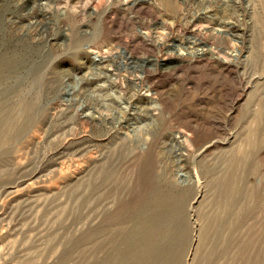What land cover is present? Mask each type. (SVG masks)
<instances>
[{
  "label": "rangeland",
  "instance_id": "1",
  "mask_svg": "<svg viewBox=\"0 0 264 264\" xmlns=\"http://www.w3.org/2000/svg\"><path fill=\"white\" fill-rule=\"evenodd\" d=\"M0 66V264H264V0H0Z\"/></svg>",
  "mask_w": 264,
  "mask_h": 264
},
{
  "label": "bare ground",
  "instance_id": "2",
  "mask_svg": "<svg viewBox=\"0 0 264 264\" xmlns=\"http://www.w3.org/2000/svg\"><path fill=\"white\" fill-rule=\"evenodd\" d=\"M200 50H201V49H200ZM6 56H7V54H6ZM93 56H95L96 59H98V60H97L98 63L102 62V56H101L99 53L93 52ZM11 59H12V58H11ZM15 59H16V58H15ZM9 60H10V59H9ZM5 61H7V60H5ZM6 63H7V62H6ZM8 63H9V62H8ZM8 63H7V64H8ZM1 64H2V63H1ZM7 64H6V65H7ZM9 65L11 66V64H9ZM13 65H14V64H13ZM13 65H12V66H13ZM3 66H4V65H3ZM7 66H8V65H7ZM12 66H11V67H12ZM11 67H10V68L7 67V68L11 69ZM0 68H2V66H0ZM3 68H5V67H3ZM4 70H5V69H4ZM7 71H8V70H7ZM3 72H5V71H3ZM1 74H2V73H1ZM1 74H0V77H1ZM3 74H4V73H3ZM2 76H3V75H2ZM4 76H5V75H4ZM1 78H2V77H1ZM4 103H5V102H4ZM4 103H3V104H4ZM8 105H9V104H8ZM27 106H28V105H27ZM25 107H26V106H24V108H25ZM24 108H22V109L24 110ZM0 112H2V111H0ZM25 112H26V111H25ZM25 112H24V114L27 113V112H26V113H25ZM24 116H25V115H24ZM24 116H23V117H24ZM261 117H263V116H261ZM28 120H29V116H27V118H26V123H25L24 121H23V122H24L25 124H27V123H28ZM258 120H259V119H258ZM262 120H264V119L262 118ZM256 121H257V120H256ZM257 122H258V121H257ZM255 123H256V122H255ZM261 123H262V122H261ZM262 124H264V123H262ZM262 124H260V125L264 127V125H262ZM27 125H28V124H27ZM14 126H15V124H13L12 122H10V127H14ZM21 126H22V125H21ZM255 126L257 127L258 125L256 124ZM260 128H261V127H260ZM171 147H172V145H171ZM252 150H253V149H252ZM252 150H249V153H251L250 155H253V157H254V154H256V153L253 152L254 150H253V151H252ZM250 151H252L254 154H252V152H250ZM246 153H247V152H246ZM249 153H248V154H249ZM248 154H247V156H248V158H249L250 155H248ZM243 156H245V153L243 154ZM247 156H246V157H247ZM226 157H227V156H224L225 159H226ZM229 157H230V156H229ZM229 157H227V158L229 159ZM234 157H235V156H234ZM240 158H241V157H240ZM235 159H236V158H235ZM235 159H234V160H235ZM238 159H239V158L237 157V159H236L237 162H238ZM231 160H233V159H231ZM234 160H233L232 162H235ZM240 160H241V159H240ZM254 160H255V158H254ZM244 161H246V160L244 159ZM247 161H248V160H247ZM255 161H256V160H255ZM223 162H226V161H223ZM237 162H235V163H236V166L238 165ZM239 162H240V161H239ZM242 162H243V160L240 162V164H241ZM223 164H224V163H223ZM240 164H239V165H240ZM250 164H252V163L250 162ZM226 165H227V164H226ZM239 165H238V166H239ZM252 165H253V164H252ZM256 165H257V164H256ZM231 166H232V165H231ZM253 166H254V165H253ZM228 167H229V165H228ZM232 167H233V166H232ZM255 167H256V166H255ZM255 167H254V168H255ZM213 168H214V167H213ZM220 168L223 169V167H220ZM225 168H226V166H225ZM216 169H217V168H216ZM227 169H228V168H227ZM224 170H225V169H224ZM214 172H216V171H214ZM220 172H221V171H220ZM236 172H237V171H236ZM241 172H242V171H241ZM196 173H197V172H196ZM238 173H239V172H238ZM222 174H223V173H222ZM227 174H228V173H227ZM239 174H240V173H239ZM224 175H226V174H224ZM224 175H223V176H224ZM234 175H235V174H234ZM237 176H238V175H237ZM241 176H242V173H241V175H240V178H242ZM219 177H220V176H219ZM220 179H221V178H220ZM230 179H232V178H230ZM233 179H234V178H233ZM213 180H214V179H213ZM214 181H215V180H214ZM217 181H219V180H217ZM223 181H224V180H223ZM238 181H239V180H238ZM240 181H241V180H240ZM220 182H222V181H220ZM220 182H218V183H220ZM229 182H230V181H229ZM234 182H235V181H234ZM211 183L213 184L214 182H211ZM216 183H217V182H216ZM216 183H215V184H216ZM218 183H217L216 185H219ZM231 183L233 184L232 181H231ZM238 183H239V182H238ZM242 183H243V182H242ZM242 183H240V185H241ZM212 184H211V185H212ZM221 184H222V183H221ZM225 184H226V185H224V186H227V183H225ZM234 184H235V185H234ZM234 184H233L234 186H237V185H238V184L236 185V183H234ZM233 185H231L232 188H234ZM212 186H213V185H212ZM252 186H253V185H252ZM219 187H220V185H219ZM219 187L217 188V186H216V188H217L216 191H218L220 188H222V187H220V188H219ZM228 187H229V185H228ZM250 187H251V186H250ZM253 187H254V186H253ZM214 188H215V187H214ZM232 188H231V190H232ZM251 188H252V187H251ZM223 189H224V188H223ZM248 190L250 191V189H248ZM253 190H255V189H253ZM257 190H258V189H257ZM226 191H227V190H225L224 192H226ZM233 191H236V190H233ZM218 192H219V191H218ZM220 192H221V190H220ZM222 192H223V191H222ZM244 193H245L244 195H247L246 192H244ZM217 194H218V193H217ZM222 194H223V193H222ZM244 195H243V196H244ZM223 196H224V195H223ZM223 196H221V197L223 198ZM226 197H227V196H226ZM253 197L255 198L256 196H253ZM160 198H162V197H160ZM163 198H164V197H163ZM163 198H162V199H163ZM224 198H225V196H224ZM227 198H228V197H227ZM229 198H230V196H229ZM231 198H232V197H231ZM231 198H230V199H231ZM233 198H234V197H233ZM238 198H239V197H238ZM241 198H242V197H241ZM241 198H240V199H241ZM245 198H246V196H244V199H245ZM247 198H248V196H247ZM247 198H246V199H247ZM254 198H253V199H254ZM218 199H220V198H218ZM218 199H217V200H218ZM236 199H237V198H236ZM244 199H242V200H244ZM169 200H170V199H169ZM226 200H227V199H226ZM226 200H225V201H226ZM234 200H235V199H234ZM248 200H249V199H248ZM163 201H164V200H163ZM166 201H167V200H166ZM225 201H224V202H225ZM235 201H236V200H235ZM237 201H238V200H237ZM237 201H236L234 204H237ZM155 202H156V201H155ZM158 202H159V201H158ZM168 202L170 203V201H168ZM224 202H223V203H224ZM229 202H232V201H229ZM239 202H241V200L238 201V203H239ZM242 202H244V201H242ZM245 202H246V201H245ZM248 202H249V201H247L246 203L248 204ZM160 203H161V202H160ZM169 203H168V204H169ZM226 203H227V202H225L224 205H225ZM252 203H253V202H252ZM157 204H158V203H157ZM157 204H156V207L158 206ZM164 204H165V203H164ZM166 204H167V203H166ZM166 204H165V205H166ZM168 204H167V206H168ZM217 204H218V203H217ZM228 204L230 205L231 203H228ZM232 204H233V203H232ZM232 204H231V206H232ZM250 204H251V203H250ZM219 205H220V204H219ZM221 205H223V204H221ZM221 205H220V206H221ZM224 205H223V206H224ZM239 205H240V203H239ZM239 205H237V206H239ZM242 205H244V204H242ZM153 206H154V205H153ZM153 206H152V207H153ZM169 206H170V204H169ZM217 206H218V205H217ZM235 207H236V206H235ZM243 207L245 208V206H243ZM249 207H250V205H249ZM252 207L255 208L254 206H252ZM162 208H163V207H162ZM217 208H218V207H217ZM237 208L239 209V207H237ZM155 209H156V208H155ZM233 209H234V208H233ZM240 209H241V206H240ZM218 210H219V209H218ZM220 210H221V209H220ZM234 210H235V209H234ZM243 210H244V209H243ZM154 211H155V210L153 209V212H154ZM158 211H159V209H158ZM161 211H162V210H160V212H161ZM213 211H214V210H213ZM225 211H226V210H225ZM237 211L239 212V210H237ZM240 211H241V210H240ZM153 212H152V213H153ZM238 212H237V213H238ZM219 213L222 214V212H219ZM228 213H229V212H228ZM230 213H231V212H230ZM232 213H233V212H232ZM235 213H236V211H235ZM153 214H154V213H153ZM217 214H218V213H217ZM179 215H182V213L179 214ZM222 215H223V214H222ZM233 215H234V214H233ZM233 215H231V216L229 215V216L232 217ZM213 216H214V214H213ZM225 216H226V215H225ZM242 216H243V214H242ZM162 217H163V216H162ZM182 217H184V216L182 215ZM182 217H181V218H182ZM204 217H206V216H204ZM204 217H203V218H204ZM226 217H228V216H226ZM234 217H235V216H234ZM240 217H241V216H240ZM203 218H202V221L204 222ZM206 218H207V217H206ZM220 218H221V217H220ZM223 218H224V217H223ZM228 218H229V217H228ZM237 218H238V217H237ZM182 219H183V218H182ZM229 219H230V218H229ZM231 219H233V218H231ZM158 220H159V219H158ZM234 220H235V219H234ZM161 221H163V220H161ZM206 221H207V220H206ZM213 221H214V220H213ZM213 221H212V223H213ZM228 221H229V222H233V221H230V220H228ZM182 222H184V220H183ZM226 222H227V221H226ZM237 222H238V221H236V223H237ZM214 223H215V222H214ZM214 223H213V224H214ZM182 224H183V223H182ZM208 224H210V222H209ZM219 224H220V222H219ZM183 225H184V224H183ZM185 225H186V223H185ZM185 225H184V226H185ZM203 225H204V224H203ZM216 225H218V224H216ZM160 226H161V225H160ZM201 226H202V225H201ZM218 226H220V225H218ZM227 226L229 227V225H227ZM199 227H200V225H199ZM208 227H209V226H208ZM211 227H213V226L211 225ZM222 227H223V226H222ZM224 227H226V226H224ZM234 228H235V227H234ZM210 229H211V228H210ZM212 229H213V228H212ZM215 229H217V228L215 227ZM219 229H220V228H219ZM222 229H223V228H222ZM229 229H230V227H229ZM236 229H237V228H236ZM181 230H183L182 227H181ZM184 230L187 231V229H185V228H184ZM200 230H201V229H200ZM202 230H203V229H202ZM217 230H218V229H217ZM217 230H216V231H217ZM219 231H220V230H219ZM219 231H218V232H219ZM183 232H185V231H183ZM200 232H201V231H200ZM202 232H203V231H202ZM202 232H201L200 234H202ZM213 232H214V231H213ZM213 232H212V233H213ZM228 232H229V231H228ZM228 232H227V234H228ZM230 232H231V231H230ZM205 233H207V232L205 231ZM216 233H217V232H216ZM136 234H137V233H136ZM149 234L152 235L151 233H149ZM153 234H154V233H153ZM200 234H199V235H200ZM214 234H215V232H214ZM218 234H219V233H218ZM218 234H217V235H218ZM241 234H242V233H241ZM134 235H135V234H134ZM134 235H133V236H134ZM184 235H185V234H184ZM220 235L223 236L222 234H220ZM244 235H245V234H244ZM214 236H216V234H215ZM136 237H137V236H136ZM141 237H142V235H141ZM141 237H140V238H141ZM150 237H151L150 239H152V236H150ZM200 237H201V238L204 237L203 234L200 235ZM205 237H206V235H205ZM205 237H204V238H205ZM207 237H208V235H207ZM241 237H242V236H241ZM241 237H240V238H241ZM148 238H149V237H148ZM148 238H147V240H148ZM153 238H154V236H153ZM209 238H210V236H209ZM212 238L215 239L214 237H212ZM212 238L210 239V241L212 240ZM216 238H217V237H216ZM231 238H232V237H231ZM134 239H135V237L133 238L132 242L134 241ZM219 239H220V238H219ZM198 240H199V241H198ZM201 240H202V239H201ZM205 240H207V239H205ZM208 240H209V239H208ZM238 240H239V239H238ZM135 241H137V239H136ZM135 241H134V242H135ZM197 241H198L199 243L201 242L199 238L197 239ZM217 241H218V239H217ZM217 241H216V242H217ZM219 241H220V240H219ZM227 241H228V240H227ZM236 241H237V240H236ZM165 242H166V241H165ZM203 242H204V239H203ZM216 242H214V245L217 246V244H218L219 242H218L217 244H216ZM135 243H136V242H135ZM139 243H140V242H138V244H139ZM199 243H197V244L199 245ZM204 243H205V242H204ZM207 243L209 244V242H207ZM207 243H206V244H207ZM210 243H212V241H211ZM132 244H134V243H132ZM136 244H137V243H136ZM200 244H201V243H200ZM219 244H220V243H219ZM219 244H218V246H219ZM166 245H167V244H166ZM166 245H165V246H166ZM192 245H193V244H192ZM209 245H210V244H209ZM209 245H208V246H209ZM221 245H222V243H221ZM223 245H224V244H223ZM202 246H203V245H202ZM245 246H246L245 243H244V244H243V243H240V244L238 245V250H239V252H243ZM174 247H175V246H174ZM212 247H213V245H212ZM219 247H220V246H219ZM248 247H249V245H248ZM207 248H208V247H207ZM209 248H210V247H209ZM224 248H226V247H224ZM173 249H174V248H173ZM221 249H222V248H221ZM157 250H159V249H157ZM160 250L163 251V249H160ZM160 250H159V251H160ZM201 250H202V249H201ZM207 250H208V249H207ZM217 250H218V249H217ZM217 250H216V251H217ZM225 250H226V249H225ZM248 250H249V249H248ZM248 250L246 249L245 251H248ZM174 251H175V250H174ZM199 251H200V250H199ZM226 251H227V250H226ZM163 252H164V251H163ZM163 252H162V253H163ZM170 252L172 253V250H171ZM170 252H169V253H170ZM195 252H196V251H195ZM195 252H194V253H195ZM197 252H198V251H197ZM227 252H228V251H227ZM239 252H238V254H240ZM259 252H260V251H259ZM159 253H160V252H159ZM159 253L157 252L158 255H160ZM169 253H168V255H170ZM173 253H174V252H173ZM173 253H172V254H173ZM177 253H178V252H177ZM256 253H257V252H256ZM164 254H167V253H166V250H165V253H164ZM164 254H163V255H164ZM254 254H255V253H254ZM163 255H162V256H163ZM168 255H167V256H168ZM173 255H174V254H173ZM176 255H179V253L176 254ZM242 255H243V254H242ZM247 255H248V254H247ZM255 255H257V254H255ZM165 256H166V255H165ZM165 256H164V259L162 258V259H163L162 261L165 260ZM167 256H166V257H167ZM261 256H262V255H261ZM170 257H171V255H170ZM170 257H168V258H169V259H168L169 262H171L172 258H173V257H176V256H173V257L171 258V260H170ZM177 257H178V256H177ZM254 257H256V256H254ZM258 257H259V256H258ZM158 258L160 259L159 256H158ZM240 258H241V257H240ZM249 258H250V257H249ZM250 260H251V259H250ZM258 260H259V258H258ZM149 261H150V259H149ZM160 261H161V260H159V261H158L159 263H157V264H160ZM166 261H167V260H166ZM166 261H164V262H166ZM175 261H178V260H175ZM254 261H255V260H254ZM256 261H257V260H256ZM146 262H147V261H146ZM146 262H144V263H146ZM172 262L174 263V261H172ZM252 262H253V261H252ZM262 262H264V260H263ZM144 263H143V264H144ZM151 263L154 264V262H151ZM166 263H167V262H166ZM166 263H165V264H166ZM147 264H148V262H147ZM149 264H150V262H149ZM161 264H162V263H161ZM177 264H178V263H177ZM194 264H195V262H194ZM258 264H259V262H258Z\"/></svg>",
  "mask_w": 264,
  "mask_h": 264
}]
</instances>
